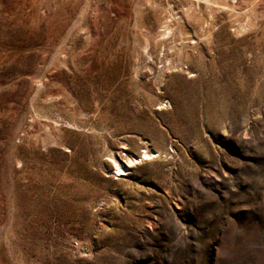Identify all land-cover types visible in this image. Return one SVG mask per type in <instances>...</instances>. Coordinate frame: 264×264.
<instances>
[{
    "label": "rangeland",
    "instance_id": "1",
    "mask_svg": "<svg viewBox=\"0 0 264 264\" xmlns=\"http://www.w3.org/2000/svg\"><path fill=\"white\" fill-rule=\"evenodd\" d=\"M0 264H264V0H0Z\"/></svg>",
    "mask_w": 264,
    "mask_h": 264
},
{
    "label": "bare ground",
    "instance_id": "2",
    "mask_svg": "<svg viewBox=\"0 0 264 264\" xmlns=\"http://www.w3.org/2000/svg\"><path fill=\"white\" fill-rule=\"evenodd\" d=\"M208 1H210V0H208ZM207 2V1H206ZM208 3V2H207ZM211 4V3H210ZM212 4H214V3H212ZM216 4H219V3H216ZM220 6V5H219ZM225 6V5H224ZM212 8V7H211ZM211 15V14H210ZM158 37V36H157ZM156 44V43H155ZM171 50V49H170ZM161 52H163V51H161ZM172 55V51H164V54L163 55H160L159 57H157L156 58V60L157 61H159V62H162V60L164 59V60H166L168 57H170ZM166 66H169V63L166 65ZM162 67H164V66H162ZM161 67V68H162ZM161 70V69H160ZM159 70V71H160ZM156 72V71H155ZM162 72V71H161ZM160 73V72H159ZM160 75V74H159ZM147 154H145V156H146ZM147 157V156H146ZM114 161V163H115V165L119 168V171H125L122 167H121V162H122V160H121V158H118V159H114L113 160ZM135 162V163H134ZM127 163H129V164H131V163H134V164H137V163H139V161L137 162V161H135V160H133L132 158H129L128 160H127Z\"/></svg>",
    "mask_w": 264,
    "mask_h": 264
},
{
    "label": "built area",
    "instance_id": "3",
    "mask_svg": "<svg viewBox=\"0 0 264 264\" xmlns=\"http://www.w3.org/2000/svg\"><path fill=\"white\" fill-rule=\"evenodd\" d=\"M77 244L76 243H74V246H76Z\"/></svg>",
    "mask_w": 264,
    "mask_h": 264
}]
</instances>
